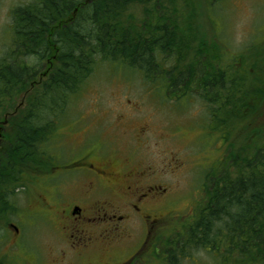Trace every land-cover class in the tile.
Listing matches in <instances>:
<instances>
[{
  "label": "trees",
  "instance_id": "1",
  "mask_svg": "<svg viewBox=\"0 0 264 264\" xmlns=\"http://www.w3.org/2000/svg\"><path fill=\"white\" fill-rule=\"evenodd\" d=\"M199 16L198 0H32L13 9L12 47L0 59V122L9 116L10 131L0 144V224L25 174L48 167L72 99L102 65L121 64L167 100L199 101L226 152L199 215L168 249L170 264L199 252L216 264H264V65L249 49L227 53Z\"/></svg>",
  "mask_w": 264,
  "mask_h": 264
},
{
  "label": "rangeland",
  "instance_id": "2",
  "mask_svg": "<svg viewBox=\"0 0 264 264\" xmlns=\"http://www.w3.org/2000/svg\"><path fill=\"white\" fill-rule=\"evenodd\" d=\"M31 1L0 0V59L12 47L13 9ZM198 10L199 25L209 38L229 54L249 49V53L255 52L264 65V0H223L211 8L203 0H198ZM143 126L151 130L149 148H146L149 146L146 137H137ZM8 128L5 134L10 133ZM164 133L170 139L155 146L157 137ZM70 135L77 137L73 140L76 144L85 141L88 144L106 143L107 151H117L115 159L120 166L127 157L131 165L142 162L166 168L167 172L176 171L161 184L169 191L164 208L168 221L162 228L165 235L182 231L183 225L199 215L206 197V185L226 164L224 145L219 142V134L209 129L205 107L199 101L182 100L179 104L173 99L167 100L163 88L150 87L140 71L127 69L121 64L102 65L87 87L72 99L66 119L55 135L59 139L62 137L57 141V148L66 158L76 155V146L66 140ZM175 161H178L176 165ZM16 202L22 212L12 216L11 221L17 223L19 219L24 222L26 241L41 248L45 261V250L58 246L55 245L58 223L54 219L51 222L39 219L37 225L28 226L34 221L25 212L29 198L18 194ZM6 233V229L0 230V238ZM183 264L216 262L207 253L199 252L193 262Z\"/></svg>",
  "mask_w": 264,
  "mask_h": 264
},
{
  "label": "flooded vegetation",
  "instance_id": "3",
  "mask_svg": "<svg viewBox=\"0 0 264 264\" xmlns=\"http://www.w3.org/2000/svg\"><path fill=\"white\" fill-rule=\"evenodd\" d=\"M6 127L0 122V142ZM150 132L147 126L137 132L138 138H147L146 148ZM74 138L66 140L76 146V155L65 158L58 151L45 171L34 172L15 189L16 196L21 191L29 198L25 212L34 221L28 226L39 219L58 223V246L45 250L44 261L41 248L26 241L24 222H9L0 242V264H170L162 231L168 191L161 184L176 171L131 165L127 157L120 166L117 151H107L106 143L76 144ZM168 139L161 134L154 145Z\"/></svg>",
  "mask_w": 264,
  "mask_h": 264
}]
</instances>
